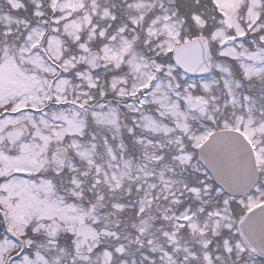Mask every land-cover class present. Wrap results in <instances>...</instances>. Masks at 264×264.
<instances>
[{
  "label": "snow or ice",
  "instance_id": "obj_1",
  "mask_svg": "<svg viewBox=\"0 0 264 264\" xmlns=\"http://www.w3.org/2000/svg\"><path fill=\"white\" fill-rule=\"evenodd\" d=\"M0 264H264V0H0Z\"/></svg>",
  "mask_w": 264,
  "mask_h": 264
}]
</instances>
